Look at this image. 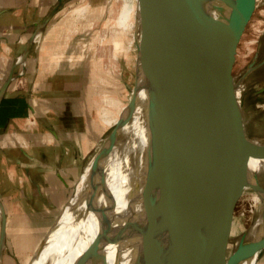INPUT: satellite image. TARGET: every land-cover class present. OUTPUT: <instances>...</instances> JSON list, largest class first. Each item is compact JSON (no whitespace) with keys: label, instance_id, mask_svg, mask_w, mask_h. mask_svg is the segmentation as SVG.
<instances>
[{"label":"water","instance_id":"1","mask_svg":"<svg viewBox=\"0 0 264 264\" xmlns=\"http://www.w3.org/2000/svg\"><path fill=\"white\" fill-rule=\"evenodd\" d=\"M255 1L159 0L149 37L147 4L139 0L136 84L126 116L117 129L118 137H126L123 150L131 157L127 167L134 170L138 181L130 221L118 240L120 254L113 264L120 263L123 251L132 246L137 249L132 239L138 233L142 234L139 250L143 264H216L229 256L214 257L212 240L229 219L244 188L260 189L258 181L255 185L244 180L249 156L264 158L262 147L245 133L242 104L236 96V84L229 77L239 33L256 8ZM61 2L58 0L49 17ZM38 30L18 63L26 62ZM14 78L11 74L0 87V103ZM142 90H148L153 160L143 187L146 221L141 229L135 217L140 213L137 205L142 181L138 150ZM120 159L102 181V192L108 199L104 207L110 209L100 213L105 239L114 205L112 178L126 170L121 164L123 157ZM0 216L1 259L7 225L1 200ZM161 236L166 237L165 243ZM99 264H108V260Z\"/></svg>","mask_w":264,"mask_h":264},{"label":"rangeland","instance_id":"2","mask_svg":"<svg viewBox=\"0 0 264 264\" xmlns=\"http://www.w3.org/2000/svg\"><path fill=\"white\" fill-rule=\"evenodd\" d=\"M145 3L148 10L146 29L152 37V19L160 4L159 0H145ZM77 8L85 10L74 12ZM138 8L139 0H68L50 23L53 28L44 31L35 44L43 46L44 50L45 46L57 50L47 55H54L59 66L56 69L39 68L37 75L54 71L59 75V82L53 86L47 84L46 80L33 74L36 68L27 66L23 76L33 73L23 80L21 88L37 90L33 93L37 97L34 100L38 105V118L44 122V143L55 145L54 151L45 148V154L53 155L54 161L44 168L31 166L37 167L32 171L35 181L44 183V197L40 198L36 188L28 186L27 212L13 215L12 211L10 226L19 227H11L0 264L31 263L42 236L48 234L60 210L73 195L86 160L100 142L92 156L98 159L106 148L113 127L109 128L103 121L102 109L114 112L122 107L126 111L129 107L137 75ZM263 63L264 0H257L256 8L239 33L229 77L236 84V96L242 104L245 133L260 142H264V83L248 84L247 78ZM41 88L49 90L43 92ZM35 119L36 110L31 120ZM52 128L54 135L50 132ZM15 168L9 165V178L28 180V176ZM11 187L14 186L0 188V194L6 195ZM256 192L253 187L246 186L236 200L229 219L212 240L210 248L214 257L223 259L230 255L236 241L257 221L260 206L253 200ZM21 214L23 220H17L21 225L13 223ZM24 231L28 235L20 237V232ZM160 239L166 242L165 237ZM260 257L258 264H264L263 252Z\"/></svg>","mask_w":264,"mask_h":264},{"label":"bare ground","instance_id":"3","mask_svg":"<svg viewBox=\"0 0 264 264\" xmlns=\"http://www.w3.org/2000/svg\"><path fill=\"white\" fill-rule=\"evenodd\" d=\"M83 10L85 9H77L74 12H82ZM39 32L42 33V31ZM39 32L36 35L38 39L40 38ZM254 82L264 83V63L247 78L248 84ZM138 106L140 116L138 150L142 181L138 194L139 204L137 205L140 213L139 217L135 218L140 222L142 229L146 221L142 201L143 187L153 160V130L148 90H142ZM123 108L114 112L102 109L103 121L109 128L113 127L109 132V137L107 136L110 139L106 148L98 159L93 157L92 155L99 147L100 142L86 160L73 195L61 209L57 220L30 264H99L105 258L108 260V264L116 262L115 257L120 254L118 240L123 234L125 223L130 221L128 218L131 216L138 181L134 170L131 171L127 167L131 157L128 154L125 156L123 150L126 137L117 136V129L127 112V110L123 111ZM129 141L128 143H130ZM255 143L264 150V142L256 141ZM121 155L123 157L121 164L126 170L125 172L120 170L112 178L114 205L110 214L107 239H105L102 237L105 227L100 213L104 209H110L104 207V203L108 199L102 192V181L104 175L109 176L112 169L118 166L119 161L122 160L120 159ZM252 174L255 175V178ZM244 180L255 185L257 181L258 183L263 181L262 185L259 184L260 189L253 196L255 204L260 206L259 216L250 230L236 241L230 255L216 264H258L261 252L264 253V158L256 155L249 156V171L244 176ZM141 238V233L134 235L132 243L136 244L137 249L132 246L131 249L123 251L119 264H143L139 250ZM96 241H98L97 246L93 248Z\"/></svg>","mask_w":264,"mask_h":264},{"label":"crops","instance_id":"4","mask_svg":"<svg viewBox=\"0 0 264 264\" xmlns=\"http://www.w3.org/2000/svg\"><path fill=\"white\" fill-rule=\"evenodd\" d=\"M67 1L62 0L56 11L49 17L58 0H0V87L6 83L11 74L15 75L0 103V188H6L8 185L14 186L8 189L6 195L0 194V200L7 215L5 246L8 235L11 234V227L15 226L12 224L10 226L12 211L13 215H16L17 212H27L29 205L26 198L30 194L27 193L28 186L32 189L36 188L37 195L40 198L44 197H42L44 194V183L41 180L39 182L35 181L32 171L37 169V167L31 168V166L41 165L44 168V165H51L54 157L49 155L50 153L45 154L47 152L45 148H50L53 151L55 148V145H48V147L44 143V122L38 118V105L34 100V97L35 99L37 97L33 93L37 90L25 91L21 88L23 80L25 79L26 81L27 77L33 72L31 71L25 76L21 75L20 71L24 68L25 63L23 62L22 66L18 63V60L27 50L28 42L34 37L38 28V32L42 31V33L44 31L49 32L53 28L50 23ZM45 20V26H40ZM39 33L41 38L42 33ZM40 38L35 37V41L32 43L27 56V66L31 69L36 68V72L33 73L36 75L39 74V70H37L39 68L56 69L59 66V63H55L54 55H47L48 52H57L54 47L45 46L46 49L44 50L43 46L37 47L35 45L40 41ZM36 75L35 77L38 76ZM58 76L54 71H45L38 77L53 86L59 82ZM41 90L47 91L49 89L41 88ZM35 110L36 119L32 121L31 118ZM50 132L53 135L55 133L53 128ZM57 141L59 142V140ZM9 165L15 166V170L22 172V174L24 173L25 177L28 176V180L22 181L16 178H9L7 175ZM54 204L57 205L58 202ZM22 217L23 215L21 214L18 217L19 219L13 220V223L21 225L17 220H23ZM18 227L15 226L13 228L18 229ZM1 230L2 220L0 216V239ZM17 234L19 235V232ZM27 235L28 233H25V231L23 233L20 232V237ZM43 239L44 236H42L35 251Z\"/></svg>","mask_w":264,"mask_h":264},{"label":"built area","instance_id":"5","mask_svg":"<svg viewBox=\"0 0 264 264\" xmlns=\"http://www.w3.org/2000/svg\"><path fill=\"white\" fill-rule=\"evenodd\" d=\"M20 64L22 65V63H20ZM22 66H23V65H22ZM26 67H27V60H26V62H25V66H24V68H23V72H22V71H21L22 73L20 72L21 75H23V74L25 73Z\"/></svg>","mask_w":264,"mask_h":264}]
</instances>
